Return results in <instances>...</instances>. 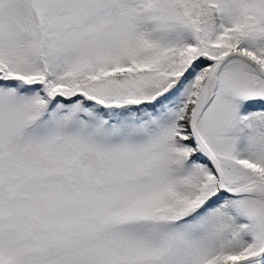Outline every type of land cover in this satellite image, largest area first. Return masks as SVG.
<instances>
[{
  "label": "snow or ice",
  "instance_id": "obj_1",
  "mask_svg": "<svg viewBox=\"0 0 264 264\" xmlns=\"http://www.w3.org/2000/svg\"><path fill=\"white\" fill-rule=\"evenodd\" d=\"M0 264H264V0H0Z\"/></svg>",
  "mask_w": 264,
  "mask_h": 264
}]
</instances>
